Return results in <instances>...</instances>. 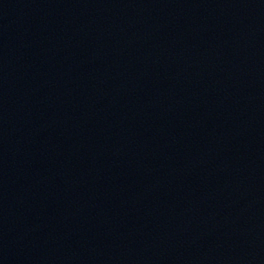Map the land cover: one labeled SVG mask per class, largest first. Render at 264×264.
Returning <instances> with one entry per match:
<instances>
[{
    "label": "water",
    "instance_id": "95a60500",
    "mask_svg": "<svg viewBox=\"0 0 264 264\" xmlns=\"http://www.w3.org/2000/svg\"><path fill=\"white\" fill-rule=\"evenodd\" d=\"M0 264H264V0H0Z\"/></svg>",
    "mask_w": 264,
    "mask_h": 264
}]
</instances>
